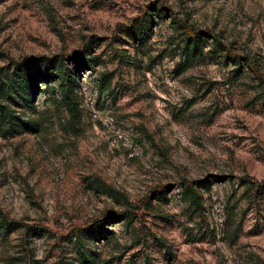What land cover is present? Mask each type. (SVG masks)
<instances>
[{
  "label": "rangeland",
  "instance_id": "obj_1",
  "mask_svg": "<svg viewBox=\"0 0 264 264\" xmlns=\"http://www.w3.org/2000/svg\"><path fill=\"white\" fill-rule=\"evenodd\" d=\"M82 53L0 132V264H264V0H0V77Z\"/></svg>",
  "mask_w": 264,
  "mask_h": 264
},
{
  "label": "trees",
  "instance_id": "obj_2",
  "mask_svg": "<svg viewBox=\"0 0 264 264\" xmlns=\"http://www.w3.org/2000/svg\"><path fill=\"white\" fill-rule=\"evenodd\" d=\"M158 13H162V8L157 9ZM161 12V13H160ZM142 29L145 34L148 33V28L143 25ZM190 41H198L201 32L196 31L193 34L188 33ZM197 45V43H196ZM234 58V57H233ZM241 58V57H240ZM85 54L80 55L77 60V65L73 69H66V58L53 60L40 58L39 60H28L14 66L12 72L4 73L0 77V132L3 134L13 135L23 131H36L38 123L31 120L21 118L17 111L30 110L35 112L37 106L34 101V93L38 90L39 83H45L46 86H52L54 82H59L61 101L58 103L67 107L71 111L77 112L78 101L76 100V85L78 72L82 68L85 60ZM51 88V87H50ZM52 91L55 90L52 88ZM24 108V109H23ZM246 182L256 186H263L258 180L245 178ZM197 181L185 183V198L195 208L199 207L201 195L195 189ZM206 186V180L203 182ZM203 186V185H202ZM120 216H125L124 220H129V211L119 213ZM20 223L3 216L0 221V234L10 232L11 226H18ZM104 223L98 225L92 232V238H100L104 231ZM111 232V231H107Z\"/></svg>",
  "mask_w": 264,
  "mask_h": 264
}]
</instances>
